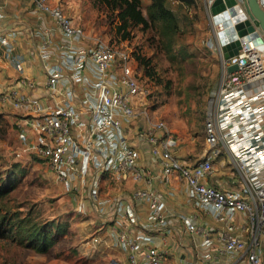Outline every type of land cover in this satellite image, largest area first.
<instances>
[{"label":"built area","instance_id":"1","mask_svg":"<svg viewBox=\"0 0 264 264\" xmlns=\"http://www.w3.org/2000/svg\"><path fill=\"white\" fill-rule=\"evenodd\" d=\"M33 1L58 21L66 37L87 39L86 30L59 5L51 0ZM214 1L206 0L209 9ZM260 4L264 9V0ZM236 8L248 18L243 0H237ZM2 16L0 9V21ZM212 21L215 23L213 16ZM256 32V37H242L238 54L229 59L224 58L219 32L207 42L220 53L222 76L215 113L206 120V154L194 164L184 163L175 153L179 142L164 120H152L147 108L138 111L152 88L127 46L100 37L87 45H60L61 64L49 62L53 48H42L40 58L52 92L67 83L64 69L71 71L72 80L79 85V89L68 91L67 99L52 105L17 90L4 91L0 83V102H9L23 114L19 122L21 150L47 161L57 179L68 190L78 192L80 213L93 208L107 220L120 215L115 244L125 253L126 261L113 256L107 264H171L167 247L152 244L147 232L130 229L129 223L138 219L124 197L100 196L106 175L118 183L127 178L138 184L151 182V172L138 165L140 142L147 144L160 163L165 181L177 177L197 206L217 217H228L212 235L192 217L169 209L161 191L137 185L132 196L149 206L146 226L162 229L180 221L191 232L202 234L205 249L199 253L201 264H218L221 257H230L227 264H264V32L258 27ZM11 52L9 47L10 57ZM232 64L238 69L229 72ZM23 83L32 89L37 85L33 79H23ZM141 114L148 126L140 125L133 140L126 128ZM221 155L229 156L228 163L236 170L231 169L236 188L205 182ZM238 213L241 216L235 219ZM94 240L99 241V236Z\"/></svg>","mask_w":264,"mask_h":264},{"label":"rangeland","instance_id":"2","mask_svg":"<svg viewBox=\"0 0 264 264\" xmlns=\"http://www.w3.org/2000/svg\"><path fill=\"white\" fill-rule=\"evenodd\" d=\"M51 1L91 35L117 46H127L137 62V55L150 59L156 73L155 96L148 97L145 105L140 104L138 111L147 108L152 120H164L177 139L190 144L191 147L183 151L185 156L205 152L206 120L211 112L215 113L222 76L220 53L216 47L207 44L216 38L219 30L212 21L206 0H196L189 7L178 1L169 2L180 23L172 58L160 48L156 27H137L131 38L123 39L116 29L115 14L97 0ZM148 3L149 0H142L144 9ZM2 119L0 169L3 177L13 172V164L21 167L13 179L17 184L12 196L24 205L25 210L32 208L37 220L54 221L52 226L59 236L58 244L46 254L23 246H7L5 251L14 252L18 264H107L108 253L99 249L100 240H94L101 234V220L96 209L80 213L78 192L68 190L47 161L23 152L19 128L12 119ZM130 125L135 140L137 128L140 125L146 128L148 123L141 114ZM228 165L236 172L232 164ZM122 190V184L106 175L100 196L114 197Z\"/></svg>","mask_w":264,"mask_h":264},{"label":"crops","instance_id":"3","mask_svg":"<svg viewBox=\"0 0 264 264\" xmlns=\"http://www.w3.org/2000/svg\"><path fill=\"white\" fill-rule=\"evenodd\" d=\"M0 9L3 13L0 21V83L4 91L17 90L29 97H40L52 105L67 99L70 89H79V85L72 80L71 71L64 69L67 83L59 84L58 88L52 92V89L48 87V78L40 58L41 50L46 45L48 48H53L55 52L50 56L49 62L61 64L63 58L58 46L69 43L78 46L87 45L96 36L86 31L87 39L85 40L74 41L69 39L63 33L58 21L51 14L40 10L33 0H0ZM9 47L12 50V57L7 55ZM86 71L90 73L88 69ZM23 79L35 80L36 87L29 88L23 83ZM0 114L5 118L12 119V122L19 128L21 121L19 116L21 118L23 114L14 109L9 102H0ZM126 132L129 137H133L132 127L128 126ZM182 141L180 138L178 139L179 143L175 153L184 163L194 164L205 156L206 148L205 152L201 154L192 157L185 156L183 151L191 145L183 144ZM138 145L141 148L138 165L151 172L152 180L151 182L143 180L138 184L131 178H127L119 183L123 185V190L117 196L125 198L138 219L137 223H129L130 229L147 232L152 236V244L167 247L171 264H201L199 253L205 249L203 235L191 232L180 221L162 229L146 226L149 206L147 202L133 198L132 193L135 187L143 185L161 191L169 209L192 217L199 227L208 229L212 235L225 225L228 217L225 215L217 217L211 210L197 206L189 196L187 186L177 177L165 181L162 177L161 165L151 156L147 144L140 142ZM228 162L229 156L221 155L217 158L214 172L205 179V182L221 188H236L237 185L234 182L231 166L228 165ZM98 215L101 220L99 224V231H101L99 249L106 251L108 257L116 256L125 263V253L115 244L116 232L121 225L117 222L120 215L116 214L114 219L109 220L100 214ZM239 216H241L240 213L236 215L235 219ZM216 261L218 264H227L230 257H221Z\"/></svg>","mask_w":264,"mask_h":264},{"label":"trees","instance_id":"4","mask_svg":"<svg viewBox=\"0 0 264 264\" xmlns=\"http://www.w3.org/2000/svg\"><path fill=\"white\" fill-rule=\"evenodd\" d=\"M115 14L116 29L123 39L132 37L135 28L156 27L159 33V46L170 58L174 54V44L180 31L177 13L169 6L170 1H178L192 6L196 0H149L146 9L142 0H97ZM142 76L152 88L150 98L155 96L156 73L150 65V59L137 55ZM0 114V124L3 120ZM19 164H13V172L3 177L0 169V264H18L17 257L10 248L23 246L37 253L46 254L59 242V236L52 226L54 221H39L33 216L32 208L25 210L24 205L12 196L16 188L14 176ZM24 171V170H21ZM11 250V249H10Z\"/></svg>","mask_w":264,"mask_h":264},{"label":"water","instance_id":"5","mask_svg":"<svg viewBox=\"0 0 264 264\" xmlns=\"http://www.w3.org/2000/svg\"><path fill=\"white\" fill-rule=\"evenodd\" d=\"M248 18L231 21L230 16L235 15L234 6L237 0H215L210 5V12L214 22L218 25L219 36L223 39L222 51L225 59L238 54L241 48L242 37L252 34L256 37V27L264 32V9L260 0H243ZM238 69L237 64L228 66L229 72Z\"/></svg>","mask_w":264,"mask_h":264},{"label":"bare ground","instance_id":"6","mask_svg":"<svg viewBox=\"0 0 264 264\" xmlns=\"http://www.w3.org/2000/svg\"><path fill=\"white\" fill-rule=\"evenodd\" d=\"M243 13L240 11L239 8L235 9V15H231V21L233 22L234 20H238V19H243Z\"/></svg>","mask_w":264,"mask_h":264}]
</instances>
